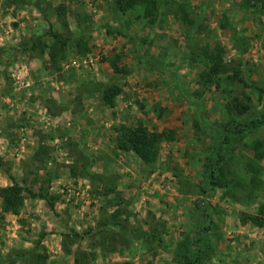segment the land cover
<instances>
[{"label":"rangeland","instance_id":"obj_1","mask_svg":"<svg viewBox=\"0 0 264 264\" xmlns=\"http://www.w3.org/2000/svg\"><path fill=\"white\" fill-rule=\"evenodd\" d=\"M49 1L55 7L66 6V25L61 18H52L55 28L64 33L80 35L78 10L90 16L92 30L84 35L90 51L79 54L72 40L60 70L51 68L48 53H19L11 58L10 48L22 41L29 43L49 22L30 5L0 0V168L8 176L0 184H10V176L24 184L22 165L35 155L38 142H32L40 140L38 132L54 136L47 140L54 148L48 166L60 172V177L45 184L49 197L58 196L55 209L48 198L27 197L19 214L5 213L0 198V264H20L2 259L13 246L32 247L38 240L39 251L48 254L45 264H76L77 252L88 254L83 264H177L173 249L186 235L200 237V244L210 248L206 264H264V222L258 226L241 219L243 212L256 214L264 203V158L259 160L262 183L251 205L247 204L248 189L238 187L237 198L227 197L223 194L227 187L211 188L205 177L206 164L215 158L212 144L223 134L222 124L230 117L228 105L234 98L248 102L249 96L250 104L264 112V98L254 86H264V0H159V16L153 23L148 17H137L134 10L115 14L113 0ZM183 6L194 23L182 19ZM225 16L228 27L223 28ZM106 25H125L128 35L110 33ZM234 31L244 38L243 53L234 46ZM218 46L224 51L227 69L208 82L213 63L202 53L204 49L216 51ZM170 70L178 72L197 112L180 95ZM237 70L239 77H235ZM94 82L122 85L114 107L105 106L99 93L91 92L76 107L70 104V109L55 116L50 113L46 99L71 103L78 84ZM198 118L205 131L198 127ZM140 123L172 137L162 142L153 169L146 168L134 151L117 147L116 126ZM244 135L234 148L235 157L227 158V169L232 172L229 179L235 176L248 182L250 174L243 163L253 153L247 144L264 139V123ZM74 156L87 164L90 173L115 175L117 200L114 193L102 195L100 185L90 178L70 173ZM78 164L80 170L82 163ZM37 176L30 174L25 182L35 190L39 188L34 183ZM201 183H205L204 192L198 187ZM197 202L215 214L213 228L203 219ZM116 203L124 211L121 222L126 230L149 235L158 230L164 242L159 244L153 236L142 240L115 233L117 239L107 244L114 251L98 247L95 232H85L116 210L112 206ZM216 210L222 214L216 215ZM65 234L73 235L70 253L64 248Z\"/></svg>","mask_w":264,"mask_h":264},{"label":"trees","instance_id":"obj_2","mask_svg":"<svg viewBox=\"0 0 264 264\" xmlns=\"http://www.w3.org/2000/svg\"><path fill=\"white\" fill-rule=\"evenodd\" d=\"M10 1L12 2H10L11 4H18L22 6L30 5L34 7L42 14V17L49 22V27L33 35V37L29 40V43L27 41H22L17 46L10 48L8 52L11 53V58L18 55L19 53H27L29 55L38 53L40 56L46 55L48 53L50 57L51 68L60 70L61 68L59 64L65 60L69 44L72 40L74 41L75 47L79 54H86L90 51L89 44L84 38V35L86 33L88 34L92 30V26L90 25L92 21L89 15L81 13L80 10L77 11L78 22L80 23V35L73 36L71 34L57 30L55 28L54 22L52 21L53 17H57L59 19L61 18L63 23L66 25V19L63 18L67 11L65 5L61 4L55 7L52 6L53 4L49 0ZM112 8L113 12L117 15L119 13L127 14L133 10L137 11V17H148V20L152 23L156 22L159 16V0H113ZM182 8V19L186 22L194 23V20L189 18V14L187 13L185 7L183 6ZM83 23L87 24L82 25ZM122 26V28H116L114 26L106 25L105 29L110 33L116 31L120 35L127 36L128 34L125 31L126 26ZM221 26L223 28L228 27V19L226 16L222 20ZM234 35L236 36L234 46L238 51L243 53L246 50V47L242 42L244 38L237 31H234ZM132 39L138 44L139 40H137L135 37H132ZM191 41L194 45V40ZM223 54L224 51L222 48H219V46L216 48V51L213 52L209 51L208 49L203 50L202 55L204 57H208V59L213 63L211 68L212 75L207 78L208 82L214 81V75L224 72L227 69L223 62ZM111 65L112 67L116 68V60L111 61ZM158 65H161L160 62H158ZM73 71L74 70H72V72ZM72 75L74 76L75 74ZM170 77L174 81L176 88H178L180 95L186 99L188 104L191 106L193 105V110L197 112V106L193 103V100L188 98L187 92L184 91L182 84L179 82L180 76L178 72L175 70H170ZM235 77H239L238 70ZM240 80L244 82L246 86H249L245 79L240 77ZM77 86L79 87L78 93L71 103H61L55 99L45 100L50 113L53 116H55L59 111L70 109V104H73V106L76 107L78 103H81L83 95L91 92H98L100 95V100L105 106L114 107L116 105V99L118 95L123 91L122 85L118 82H94L93 84H78ZM254 86L260 91V97L264 98V86L258 83H254ZM247 97L248 102H245L241 98H234L233 102L228 105L227 111L230 117L226 123L222 124L223 134H221V137L220 135L218 136L220 139H214V144H212V147L214 149L213 156H215V158L212 159L211 157V160L209 159V162L206 164L205 177L207 180L206 184L211 188L227 187L223 192V194L227 197L232 196L233 198H237L236 189H238V187L248 189L247 194L249 200L247 204L251 205L255 201L254 193L262 183L261 174L263 168L259 160L264 158V139L255 138L247 144L253 153L252 156L246 159L243 163L244 168L250 174L248 182L239 177L235 178V176L229 179L228 175H231L232 172L231 169H227V166H229L228 159H233L235 157L234 148L236 144L240 143L243 137H245L244 134L247 131H253L259 125L264 123V112H262L263 109L252 106V104H250L251 98L249 96ZM75 107H73V110H75ZM198 120V127L205 131V128L203 127V121L201 118H198ZM115 129L117 131V147L125 151H134L148 169H153L156 166V163L159 159L162 142L172 138L164 131H151L142 123L134 127H128L125 125L116 126ZM38 135L41 136V138L36 146V152L33 156V159L31 162L26 161L22 165L24 184L18 182L15 178L10 176L12 184L0 186L2 210L5 213L11 212L14 214H19L27 197L48 198L49 206L51 209H55L54 207L58 196L51 195L49 197V189L47 186H45L47 182L50 183L55 178L60 177V172L58 169H51L48 166V158L50 157V154L54 148H52V146L47 143V140L49 138H54V136H51L46 132H38ZM68 140V143L72 145L73 140L71 138ZM72 161L74 164L69 165L68 167L70 173H72L73 176L90 178L93 184H97L98 186L100 185L98 189L101 188L102 195L108 196L110 193H114L117 200L120 194H118L116 191L117 180L114 177L115 175L105 173V171L103 173H90L86 167L87 164H84V162L81 161V158L79 157L74 156ZM78 163H82V170L81 167L80 170H78ZM40 170L44 171L43 175L39 174ZM36 173H38V176L36 177L34 183L39 184V188L35 190L32 186L29 184L27 185L25 182L27 181L28 175ZM228 179L229 181H227ZM39 181H41L42 184L37 183ZM204 185L205 183H201L198 186L203 192L205 190ZM113 205L118 208H116V210L111 213H105L106 216H104V218H102L95 227L89 228V230L85 232V234L95 232V235H97L99 238L98 247L107 249L111 248L110 250L114 251L115 247H109L107 244H109V240H113L114 238L117 239V237L114 235L115 233H119V236H124L125 234L131 238L142 240H147L149 236H153L155 239L157 238L159 244L164 242L161 232L158 230L153 231L151 235L143 230H126V226H123V222H121L124 211L119 208L120 205L118 203L112 204V206ZM196 206L198 207V210L200 209L202 211L201 215H203V219L207 218L210 222L209 227L213 228L211 223H214L215 214H213L212 211H207V206H201L200 202H197ZM215 212L216 215L222 214V212L219 210H216ZM242 214L243 215L241 219L244 222L249 221L255 225L261 226L264 222V203L259 205L258 212L256 214L246 212H243ZM115 228H117V230ZM204 230H206V228H203L197 233L201 235ZM74 235L79 236L80 233H74ZM71 237H73L72 234H65L63 240L64 248L68 253L71 252L70 245L73 243V239H71ZM199 241L200 237L189 238V236L186 235L184 240L176 244L173 251L179 258V260H177V264H206L207 258L211 256L209 255L211 254V251L209 247L202 246ZM40 245L41 240H38L36 243H34V246L32 247H21L18 245L13 246L10 253L2 260H17L20 264H45L48 254L46 252H42L41 250L39 251L41 248ZM164 247H168V250H172V247L166 245V243H164ZM43 250L45 251L44 248ZM79 253H76L75 262L76 264H83L84 259L88 257V254L84 252L81 254ZM92 256L94 257V254H92ZM123 264L133 263L124 262Z\"/></svg>","mask_w":264,"mask_h":264},{"label":"crops","instance_id":"obj_3","mask_svg":"<svg viewBox=\"0 0 264 264\" xmlns=\"http://www.w3.org/2000/svg\"><path fill=\"white\" fill-rule=\"evenodd\" d=\"M7 99H9V98H6L5 100H3V101H6L7 102ZM11 103H13V101L11 102ZM27 114V113H26ZM31 115V114H30ZM28 116H29V113H28ZM34 117V116H33ZM25 119V118H24ZM35 138V137H34ZM8 140V139H7ZM38 142V140L36 141V139H34L33 140V144H36ZM8 143H9V140H8ZM33 147V146H32ZM2 148H4V146H2ZM29 151V150H28ZM33 151V150H32ZM0 179H1V181H2V179L4 180H6V178H8V176L6 175V173L4 174V171L0 168ZM9 180H10V178H9ZM10 184H12V180H11V182H10ZM9 183H2V184H0V186H7V185H10Z\"/></svg>","mask_w":264,"mask_h":264}]
</instances>
